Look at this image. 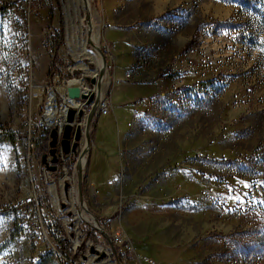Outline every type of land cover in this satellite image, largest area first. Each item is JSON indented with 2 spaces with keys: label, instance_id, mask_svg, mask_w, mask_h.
<instances>
[{
  "label": "rangeland",
  "instance_id": "obj_1",
  "mask_svg": "<svg viewBox=\"0 0 264 264\" xmlns=\"http://www.w3.org/2000/svg\"><path fill=\"white\" fill-rule=\"evenodd\" d=\"M7 1L0 124L19 138L0 141V264H62L65 239L79 264H148L137 255L151 264H264V0H52L34 13ZM90 36L102 74L82 54L83 41L93 49ZM90 72L109 104L103 112L98 101L88 143L82 132L76 147L79 189L77 152L51 162L58 124L42 117L48 102L63 104L62 80L95 92ZM74 99L84 130L91 104ZM52 164L68 176L52 179L57 204L43 176ZM16 197L23 204L7 209ZM29 208L39 211L41 236L17 226ZM80 209L88 218L74 215ZM93 228L103 234L96 241Z\"/></svg>",
  "mask_w": 264,
  "mask_h": 264
},
{
  "label": "water",
  "instance_id": "obj_2",
  "mask_svg": "<svg viewBox=\"0 0 264 264\" xmlns=\"http://www.w3.org/2000/svg\"><path fill=\"white\" fill-rule=\"evenodd\" d=\"M100 55L102 57L101 58L102 67L99 69L100 70L99 72H100V74H102L103 66H104L105 62H104L103 55L102 54H100ZM88 79L90 80L91 83H94L96 81L94 75H90L88 77ZM58 87L64 88V92H65V95L67 98H69V99L82 98L83 102L85 104H91V109L89 110V112L86 115L84 130L81 129L79 122H75V116L80 118L82 116L83 109L81 107H75V106H69L66 109L64 121L61 124H58L55 122L58 125L57 126L54 125L50 129L51 139L49 142V145H50L49 153L52 156L51 162H53V163L57 162V156L55 155V144L57 141V133L59 132V130H61L59 144H60L61 149L64 153H68L69 150L77 152L76 147L79 144V139L81 137L82 132L85 133L86 144L88 143V136L86 133L88 121H89V118H90L92 112L95 110V107H96L98 101H99V97H98L99 93H97V91H95V92L93 90L82 91L80 85H78V84L66 82L64 85H62V84L58 85ZM57 91H58V93L60 92L58 89H57ZM54 96H55V94H54ZM77 154H78V159L76 161V169L78 172V188L80 189V177H81L80 172H81V168H82L80 158L82 157L83 149L78 150ZM41 161L44 163L46 162L45 154H42ZM54 168H55L54 164L49 166V169H51V170Z\"/></svg>",
  "mask_w": 264,
  "mask_h": 264
},
{
  "label": "built area",
  "instance_id": "obj_3",
  "mask_svg": "<svg viewBox=\"0 0 264 264\" xmlns=\"http://www.w3.org/2000/svg\"><path fill=\"white\" fill-rule=\"evenodd\" d=\"M23 2L28 3L30 13H34L37 9H40L41 7L50 6V3L52 2V0H23ZM55 74H54V76H55ZM54 76H53V78H56V76L55 77ZM126 76H128V74H126ZM66 82H68L67 79L62 80L61 84L64 85ZM108 104H109L108 100L101 98L99 100L98 107L101 108L103 112H105L107 107H108ZM57 151H58L57 160L58 159L62 160L64 158L65 153L62 152L60 145H58ZM59 165L60 164L56 165L55 171L43 168V176L46 179L45 180L46 191L51 197L50 198L51 204L52 203L57 204L59 201L58 197H56V199H55L53 196V191L56 193L55 183H54V181H52V179L54 178V176L56 174L55 172L57 170H61L62 171V177L68 178L67 170L63 166L60 167ZM56 195H57V193H56ZM23 202H24L23 197H16L13 201L9 202L6 207H7V209H14V208L20 207L23 204ZM235 214L236 215L239 214V210L236 209ZM24 215L26 216V218L17 225L18 228L21 229L23 232H26L28 230L29 232H31L35 235L41 236V234L43 233V227H42V224L40 222L39 211H37V209L29 208L27 213H25ZM97 229H99V228H97ZM99 235H103V234L101 233ZM70 248L72 249L71 244H70ZM72 253L76 254L75 249H72ZM137 258L139 259V261L145 262L148 264H151V261H152L146 255H137ZM61 259L63 260L62 264L65 262H68L69 264H79L80 263V262L78 263V261L75 260L76 258H74V259L68 258L66 256L65 252L62 251V249H61Z\"/></svg>",
  "mask_w": 264,
  "mask_h": 264
},
{
  "label": "trees",
  "instance_id": "obj_4",
  "mask_svg": "<svg viewBox=\"0 0 264 264\" xmlns=\"http://www.w3.org/2000/svg\"><path fill=\"white\" fill-rule=\"evenodd\" d=\"M228 2H247L251 3V0H224ZM12 4L11 1H7L5 3H0V9L5 8L6 6ZM51 19H52V12H49L48 15V24L51 25ZM63 38H62V29L59 26L58 28H55L53 30L52 34V47H51V56H50V62L48 66V71H47V80L50 81L52 80L54 74L56 73V62L58 60V48L60 44L62 43ZM74 75V74H73ZM75 76V75H74ZM56 97L58 96V93L56 92ZM96 124V121L93 122V125ZM19 138V133L15 130L10 129L9 127H6L4 125L0 124V141H8V142H14L16 139ZM75 153V151H74ZM69 156L71 157V154L65 153L64 157ZM59 162L61 159L58 160ZM95 218L98 220V218L95 216ZM94 241L97 240V235L101 234V231L98 230L97 228H93L87 233ZM62 242V241H61ZM71 241L65 239V241L61 245L62 251L65 252L66 256L68 258L74 259L77 255L75 253H72V249L70 248ZM63 264H69L68 262H65Z\"/></svg>",
  "mask_w": 264,
  "mask_h": 264
},
{
  "label": "bare ground",
  "instance_id": "obj_5",
  "mask_svg": "<svg viewBox=\"0 0 264 264\" xmlns=\"http://www.w3.org/2000/svg\"><path fill=\"white\" fill-rule=\"evenodd\" d=\"M88 39H91V41L93 42V44H94L93 49H91V50L85 49L84 48V43L85 42L83 41V43H82L83 44L82 45V54L88 56L90 58V60H92L94 62L95 67L100 69L102 67V62H100V55H99V50H98L97 45H96V43H97L96 39H93L92 36H90ZM77 61L79 63L80 58ZM90 73L95 76L96 81L93 83V87H94V90L97 91V93H98V87H99L100 79L97 78L96 72H90ZM69 83L78 84V85H80L82 91H87L86 87L83 84L76 83L75 81H70ZM98 97H100V96H98ZM69 106L80 107L81 105L78 102H76V99H69L67 97L65 99H63V104L61 105V107L59 109L56 108L54 102H52V101L48 102V105L46 107V111L44 112L43 117H42L43 121L46 122V123L56 122L58 124H61L64 121L66 109ZM80 161H81V164L83 165L84 158L81 157ZM53 196L56 199L57 195H56V193L54 191H53ZM74 215L79 217V218H81V217L82 218H88V215H86L84 213L83 209L74 210ZM58 256L61 257L60 253H58ZM106 258L107 257H105L104 259H106ZM107 264H112V263H107Z\"/></svg>",
  "mask_w": 264,
  "mask_h": 264
}]
</instances>
